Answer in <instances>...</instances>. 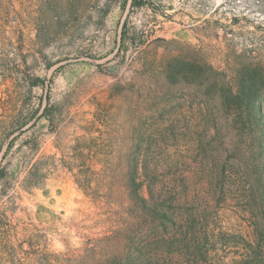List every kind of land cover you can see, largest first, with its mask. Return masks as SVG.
Listing matches in <instances>:
<instances>
[{
    "label": "rangeland",
    "instance_id": "rangeland-1",
    "mask_svg": "<svg viewBox=\"0 0 264 264\" xmlns=\"http://www.w3.org/2000/svg\"><path fill=\"white\" fill-rule=\"evenodd\" d=\"M133 1L0 0V264L14 258L3 225L18 247L33 232L52 264H80L116 230L89 177L119 196L131 161L185 160L186 172L216 154L215 75L170 82L175 59L228 81L254 74L264 100V0Z\"/></svg>",
    "mask_w": 264,
    "mask_h": 264
},
{
    "label": "trees",
    "instance_id": "trees-1",
    "mask_svg": "<svg viewBox=\"0 0 264 264\" xmlns=\"http://www.w3.org/2000/svg\"><path fill=\"white\" fill-rule=\"evenodd\" d=\"M150 1L133 2L144 7ZM164 74L174 83L215 75L221 120L216 154L189 160L186 172L185 160L131 161L119 196L111 187L93 189L94 177H89L87 194L97 204L107 203L118 224L109 236L88 244L80 264H264V100L256 76L238 74L228 81L212 66L185 59H175ZM38 169L39 164L30 177ZM75 177L83 186L85 178ZM230 212L242 222L240 228L228 219ZM3 227L12 264H52L33 232L24 230L18 247L11 242L19 235L16 228Z\"/></svg>",
    "mask_w": 264,
    "mask_h": 264
}]
</instances>
